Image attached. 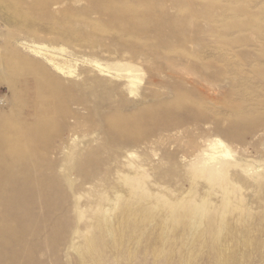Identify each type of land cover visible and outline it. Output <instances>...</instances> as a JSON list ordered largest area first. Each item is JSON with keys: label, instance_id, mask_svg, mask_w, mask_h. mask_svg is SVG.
Returning a JSON list of instances; mask_svg holds the SVG:
<instances>
[{"label": "rangeland", "instance_id": "1", "mask_svg": "<svg viewBox=\"0 0 264 264\" xmlns=\"http://www.w3.org/2000/svg\"><path fill=\"white\" fill-rule=\"evenodd\" d=\"M0 264H264V0H0Z\"/></svg>", "mask_w": 264, "mask_h": 264}, {"label": "bare ground", "instance_id": "2", "mask_svg": "<svg viewBox=\"0 0 264 264\" xmlns=\"http://www.w3.org/2000/svg\"><path fill=\"white\" fill-rule=\"evenodd\" d=\"M217 144L219 145V146H222L223 144H222V142H217ZM40 186V185H39Z\"/></svg>", "mask_w": 264, "mask_h": 264}]
</instances>
